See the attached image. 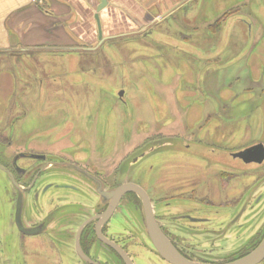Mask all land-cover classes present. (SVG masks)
Segmentation results:
<instances>
[{
  "label": "rangeland",
  "instance_id": "obj_1",
  "mask_svg": "<svg viewBox=\"0 0 264 264\" xmlns=\"http://www.w3.org/2000/svg\"><path fill=\"white\" fill-rule=\"evenodd\" d=\"M155 7L161 16L133 17L130 35L88 51L32 52L22 65L0 54V129L28 141L67 133L81 157L98 141L116 173L146 186L185 188L219 163L252 182L253 162L235 154L264 143V0Z\"/></svg>",
  "mask_w": 264,
  "mask_h": 264
},
{
  "label": "flooded vegetation",
  "instance_id": "obj_2",
  "mask_svg": "<svg viewBox=\"0 0 264 264\" xmlns=\"http://www.w3.org/2000/svg\"><path fill=\"white\" fill-rule=\"evenodd\" d=\"M67 135L28 141L15 127L0 129V264H174L157 249L149 218L190 261L237 262L264 242V161L251 163L249 183L248 171L219 163L214 177L169 190L165 178L152 187L116 173L114 152L98 141L86 140L79 156L81 142ZM126 182L142 186L151 206L134 191L115 203L109 193Z\"/></svg>",
  "mask_w": 264,
  "mask_h": 264
},
{
  "label": "crops",
  "instance_id": "obj_3",
  "mask_svg": "<svg viewBox=\"0 0 264 264\" xmlns=\"http://www.w3.org/2000/svg\"><path fill=\"white\" fill-rule=\"evenodd\" d=\"M157 2L166 6L179 0H108L100 11L105 38L133 30V17L161 16ZM101 0H0V54L17 59L40 51H88L99 42L96 18ZM169 8V7H168ZM121 30L114 28V23Z\"/></svg>",
  "mask_w": 264,
  "mask_h": 264
},
{
  "label": "water",
  "instance_id": "obj_4",
  "mask_svg": "<svg viewBox=\"0 0 264 264\" xmlns=\"http://www.w3.org/2000/svg\"><path fill=\"white\" fill-rule=\"evenodd\" d=\"M108 5V0H101V3L98 5L96 18L98 21L100 38H102V26L100 21V11L104 9ZM124 92H120V96H123ZM235 156L242 158L246 162H258L262 163L264 161V143L258 142L256 145L247 148L246 150L240 151L235 154ZM137 161V160H135ZM128 191L137 192L144 203L148 206H151L150 198L146 190L137 183L134 182H126L122 185L116 187L111 193H109L112 197H114L115 203L121 199V197ZM149 210V209H148ZM149 226L150 232L153 237L154 243L159 250V252L169 261L174 264H205L195 261H190L184 258L177 250H175L162 231L156 226L154 220L149 218ZM262 256H264V242L262 245L257 248L254 252H252L247 257L241 259L237 262H232L228 264H254L258 261Z\"/></svg>",
  "mask_w": 264,
  "mask_h": 264
},
{
  "label": "trees",
  "instance_id": "obj_5",
  "mask_svg": "<svg viewBox=\"0 0 264 264\" xmlns=\"http://www.w3.org/2000/svg\"><path fill=\"white\" fill-rule=\"evenodd\" d=\"M230 11H228L227 13H229ZM225 16H222V17H220V18H218L216 21H215V24L214 25H216L217 23H219L221 20H223V18H224ZM213 27H215V26H213Z\"/></svg>",
  "mask_w": 264,
  "mask_h": 264
}]
</instances>
